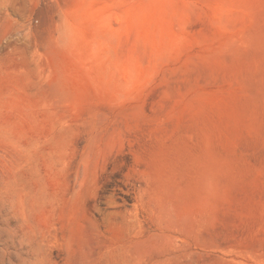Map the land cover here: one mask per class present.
Returning a JSON list of instances; mask_svg holds the SVG:
<instances>
[{"label": "rangeland", "instance_id": "rangeland-1", "mask_svg": "<svg viewBox=\"0 0 264 264\" xmlns=\"http://www.w3.org/2000/svg\"><path fill=\"white\" fill-rule=\"evenodd\" d=\"M0 264H264V0H0Z\"/></svg>", "mask_w": 264, "mask_h": 264}]
</instances>
